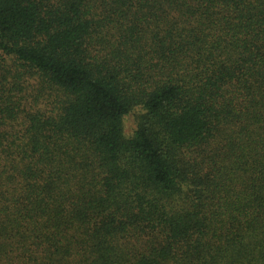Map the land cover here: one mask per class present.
Listing matches in <instances>:
<instances>
[{"label": "trees", "instance_id": "obj_1", "mask_svg": "<svg viewBox=\"0 0 264 264\" xmlns=\"http://www.w3.org/2000/svg\"><path fill=\"white\" fill-rule=\"evenodd\" d=\"M0 264H264V0H0Z\"/></svg>", "mask_w": 264, "mask_h": 264}, {"label": "rangeland", "instance_id": "obj_2", "mask_svg": "<svg viewBox=\"0 0 264 264\" xmlns=\"http://www.w3.org/2000/svg\"><path fill=\"white\" fill-rule=\"evenodd\" d=\"M125 122H126V124H127V127H129V126H131V118L129 117V118H127L126 120H125Z\"/></svg>", "mask_w": 264, "mask_h": 264}]
</instances>
